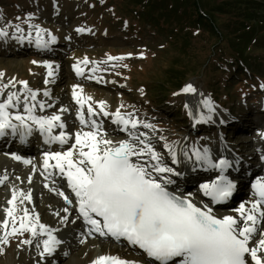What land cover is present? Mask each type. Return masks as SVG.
I'll return each instance as SVG.
<instances>
[{"label": "rangeland", "instance_id": "1", "mask_svg": "<svg viewBox=\"0 0 264 264\" xmlns=\"http://www.w3.org/2000/svg\"><path fill=\"white\" fill-rule=\"evenodd\" d=\"M116 2L126 7L125 9H135V15H142L139 23L144 41L137 40V36L126 37L130 35L127 28L119 30L118 24H113L109 0H0V31L8 33L7 36H0V73H3L0 76V90H3L0 98L4 100L7 94L20 90L23 93L20 97L28 98L25 105L29 107L42 97L59 102L60 105L55 110H50L49 114L63 115L64 112L65 116L60 118V122L65 125V133L72 138L83 131L80 129L81 124L76 119H72L71 115L78 116L80 112L88 115L89 106L95 113L92 115V120L99 125L98 134L103 132L110 135L116 130L120 131L121 136L130 130L137 135L144 133L146 136H142V139L162 141L174 148L182 147V151H186L189 156H193V149H199L202 153L204 149L215 151L216 148H221L218 142L220 136L227 137L224 141L227 146L236 145L244 136L248 138L250 132L239 138L235 136L238 133L239 123L235 122L236 119L231 111L235 112L234 115L243 112L244 121L248 118L244 108L248 110L264 108V87H262L264 82L260 80L264 78V0H187L185 4L177 3L178 12L171 9L172 0H116ZM195 2L196 7H191ZM162 3L168 5L167 9ZM121 14L129 15L123 12ZM143 14L146 15V21ZM191 14H200L204 24H196ZM150 20L153 24L158 22L159 26L155 25L163 31L157 33L148 23ZM17 26L23 31H17ZM38 29L41 30L43 39H49L51 36L57 39L55 43H48L44 47L43 51L48 57L34 58L32 54L29 55L33 48L26 45L31 44L23 43L19 47V43L14 45L8 42V40L13 41L14 38L22 42L32 41ZM78 29L83 31H77ZM95 33L101 37L96 38ZM211 33L221 36V42ZM233 34L241 38L246 36L248 38L244 43L246 45L238 46L236 38L232 37ZM160 45L162 49H159ZM53 47L62 48L64 53L61 56L58 54L59 57L50 58L51 53L54 52ZM182 48H185V51ZM229 54L234 58H227ZM109 57H122L126 69L129 70L124 73L125 77H122L118 70L121 64L117 61L121 59H109ZM61 59L67 61L66 65L61 64ZM85 60L88 61L87 64L83 63ZM76 61L82 63L80 67L83 70L82 75H78L75 71L74 66H78L74 64ZM53 62L59 64L55 72L56 77H46L49 72L46 65L52 66ZM246 67L253 69V71H244L246 80L250 81L239 82V71H243ZM174 71L181 72L176 86L169 82L174 76L172 73ZM125 78H128L131 87L141 89L145 93L147 97L145 101L140 92L129 94L131 89L124 81ZM46 80L52 81H49V84L56 82L59 85L46 88ZM21 81L27 82V86L32 87L31 90L36 93L35 101L31 100V93L28 92L30 88L25 89ZM64 82L66 85H62ZM184 82L187 83L185 87L192 85L196 89V92L192 93L198 104L197 115L194 117L196 126H193L192 120L186 117L188 112L184 91L172 92ZM234 83L241 85L237 86ZM7 84L9 87L3 88V85ZM74 87L78 95L91 97L84 102L83 108L71 95ZM240 90L241 92L252 90L253 95L247 94L245 95L247 98L240 101L241 97L233 96ZM46 91L47 96L44 95ZM260 93L262 95H259ZM108 98H112V102H109ZM205 99L211 101L212 111L201 103ZM150 100L156 105L155 107L150 108L145 103ZM100 102H104L103 111ZM70 106H74L75 110L71 111ZM14 109L10 108L8 111L13 112ZM34 110L42 111L39 107ZM117 111L126 118L131 114V119L140 122L137 128L131 129L130 125L128 130L116 127L113 121L116 119ZM73 112H76L75 115ZM105 112L108 115H105ZM262 113L263 110L254 114V122H260L261 133L264 134ZM25 114L27 113L24 111ZM201 116L206 122L197 123ZM209 116L211 119H208ZM215 123L217 126L215 129L208 126ZM144 124H150L152 127L145 128ZM119 125L124 128L123 124ZM86 129L85 132L96 130L92 126ZM259 134V132L251 134L248 138L249 144L243 148L264 149V139ZM151 145L155 150H159L157 146H163L154 142ZM65 147L64 152L72 148L70 142H67ZM73 152L76 154L74 157H77V150ZM1 154L4 153H0V156ZM240 157L235 156V158ZM35 163L37 164V161ZM3 164L0 162V175L12 172V169L4 167ZM201 177L203 175L196 177L199 179L198 184L201 183ZM16 188L24 193L29 189L19 182L17 184L9 182L7 187L0 190V209L5 203V197L9 196V190ZM198 188L200 187L190 189L191 193L198 192ZM57 191L58 189H53L41 196H39L41 193L36 191L32 195L31 202L24 204L23 207L15 200L10 207L15 208L16 216L15 225L10 218L11 229L13 226L19 229L20 219L27 209L28 217H39V224L48 227L49 230L56 229L60 225L65 228V234L75 238L72 242L75 249L66 247L69 245L67 240L59 241V246L66 247L63 252L65 255L60 259L59 264H71L74 260H80V264H88L96 255L112 249L117 250L129 263L135 259L141 264H148L140 257L141 253H132L120 244L115 245L108 240L99 241L93 237L88 240L79 239L78 225L69 230V226L75 224V214L59 213L57 216L52 210L55 208L60 211L65 206L60 200L61 196L55 195ZM239 192L245 193L243 201H248V191L240 187ZM15 195L17 199L19 195ZM8 200L12 198L8 197ZM210 201V199L204 200V202ZM227 202L228 205L225 206L237 207L235 201ZM6 208L10 209L7 206ZM68 216H71L70 224L59 220ZM30 221L35 222L32 218ZM2 222L0 210V227L3 225ZM261 226H264V222ZM4 238L5 232L0 231V241ZM46 239L37 235L34 240L31 232L27 231L8 235L7 243L0 242V264H49V261L52 262L53 259L60 257L62 249L58 248L57 252H53L55 256L47 253L41 255L44 252L43 241ZM25 240H31V243H24ZM93 251L98 253L93 255Z\"/></svg>", "mask_w": 264, "mask_h": 264}, {"label": "snow or ice", "instance_id": "2", "mask_svg": "<svg viewBox=\"0 0 264 264\" xmlns=\"http://www.w3.org/2000/svg\"><path fill=\"white\" fill-rule=\"evenodd\" d=\"M38 27V26H37ZM17 31H23L17 26ZM77 31H83L78 29ZM37 30V46L46 47L48 43H54L55 36H51L50 41H44ZM8 33L0 31V36H7ZM23 39V37H20ZM109 59H122V57H109ZM35 63V61L33 62ZM83 63L87 64L85 60ZM50 70L48 76H52L51 65H46ZM77 74L82 75L83 70L78 66ZM3 73H0L2 76ZM28 89L27 82L21 81ZM45 83H48L46 80ZM8 85H3L7 88ZM78 87V86H76ZM264 87V85H262ZM82 92V89L80 90ZM184 92L195 93L196 89L188 85ZM31 93V100H36V93L28 89ZM2 94V90H0ZM44 95H48L46 91ZM73 98L76 103L83 108L84 102L91 97L78 95L76 88L73 89ZM27 99V97H25ZM21 97L13 92L7 94L6 99L0 101V137L7 134L6 130H11V134H19L23 139L33 131L32 124L38 125L39 131L48 133L46 143L54 141L61 145L67 143L68 136L61 132L58 136H52L53 127L64 128L60 121V116L37 117L33 114L36 105L31 107L25 105V115L13 116L8 109L19 105ZM201 103L212 111V104L209 99ZM104 102H100L103 111ZM41 110L45 105L39 103ZM88 114L94 115L91 106L87 109ZM108 115L107 112L104 113ZM115 124H123L124 130L136 129L139 121L131 119V114L126 118L119 111L115 113ZM78 119L82 125L88 124L84 118V113H78ZM208 119H211L209 116ZM13 120L18 123H13ZM28 121L32 123L29 124ZM206 122L203 116L196 121ZM92 128L96 131L77 133L75 144L66 152L46 153L44 167L49 165V160H55V168H58L62 175L67 177L68 187L74 193L79 215L91 226L89 233L98 232L101 236H111L117 240L124 238L131 245L138 246L148 257L157 261L158 264H264V230H259V238L255 239L258 232L257 225L264 222V181L257 180L253 185L254 195L258 199L254 200L250 209H246L244 204L235 209L239 217L224 215L218 217L213 214V209L208 204L197 206L187 196L177 195L170 192L167 185L174 183L172 175H180L173 168L162 163V157L155 151L153 146L146 139L144 133L139 135L130 132L129 140H121L114 143L110 139L100 136L98 139L99 125L95 120L90 121ZM145 128L152 125L144 124ZM264 135V134H262ZM78 146V149H77ZM169 150L172 162L177 163L174 149L164 145ZM73 149H77L78 158ZM87 149V151L85 150ZM184 155L189 160L191 156L185 151ZM192 155L195 162L208 164L213 168L223 169L229 166L227 160H220L218 164H213L209 157V150L193 149ZM136 159H133V158ZM15 159H20L16 156ZM29 163V161H25ZM170 174V175H165ZM6 179V177H5ZM3 181L0 180V183ZM235 184L223 174L217 181L205 183L200 186L203 196L209 197L213 204H222L229 200L235 190ZM64 197L68 204H72L64 193H58ZM24 199L31 200V195H24ZM16 200L8 201L12 204ZM63 211L67 212L65 208ZM7 215L12 218L15 225V208L6 209ZM99 217L101 219H96ZM39 217H35V222L28 219V210H24V216L20 219V227L15 226L12 232H5V238L0 241L7 243L8 235H15L17 232H31L33 237L40 233L47 232L48 239L43 241L44 252L51 253L54 245L59 241L47 230L44 225L39 224ZM3 227L7 229L8 221H3ZM24 243H31L25 240ZM250 258V259H249ZM94 264H129V262L116 256H100Z\"/></svg>", "mask_w": 264, "mask_h": 264}, {"label": "bare ground", "instance_id": "3", "mask_svg": "<svg viewBox=\"0 0 264 264\" xmlns=\"http://www.w3.org/2000/svg\"><path fill=\"white\" fill-rule=\"evenodd\" d=\"M95 36H96V38H100L101 36H99L97 33H95ZM36 40H37V37H35V38H33V40L32 41H24V42H22L21 40H19V39H13V41L12 40H8V42H10V43H13L14 45H16L17 43H19L20 45H19V47H21L22 45L21 44H31V45H26V46H31L32 48H34L35 50H38V52H41V54H45V52H42L43 51V47L44 46H40V47H38L37 46V43H36ZM51 40V38H49V39H46V40H44V41H50ZM51 43V42H50ZM53 51H56L53 55H52V57L53 56H58V53H57V51H61L62 49L61 48H53L52 49ZM23 55V54H22ZM64 63H66V61L65 60H62V64H64ZM52 64H54V67H52L51 68V70H52V72H53V76L55 75V69H56V65L58 66V64H56V63H52ZM79 67V66H78ZM120 71H124V67H120V69H119ZM129 71V70H128ZM125 72H127V71H125ZM15 78H16V76H15ZM50 82H52L51 80H50ZM65 85H66V83H64ZM8 85V84H7ZM52 84H47V88L48 87H50ZM35 86H37V84H35ZM52 86H57V84H55V85H52ZM9 87V86H8ZM28 88H32L31 86H28ZM15 93H17L19 96H21L23 93L20 91V90H16L15 91ZM72 95H73V92H72ZM195 96L191 93V92H185V98H186V101H185V104H186V107H187V110L189 111V113L190 114H193V115H197V110H198V104H197V102H196V98H194ZM108 100H109V102H112L111 100H113L112 98H108ZM0 101H3L1 98H0ZM27 101H28V98L27 99H25V97L24 98H22L21 97V102H22V105H24V108H25V104H27ZM49 101H51V99H49L48 97L46 98H44V97H42V99H41V101L39 102V103H43L44 105H45V107H44V109H46L47 107L49 108V106H51L52 104H51V102H49ZM39 103H37V104H35L36 105V107H39ZM57 104H59L60 105V103L58 102ZM31 105V104H30ZM32 106V105H31ZM24 108H17L18 109V113L17 114H19V115H24ZM40 108V107H39ZM10 109V108H9ZM245 112H248V111H245ZM10 113H12V112H10ZM33 114L34 115H36L37 117H38V115L35 113V112H33ZM264 115V109H263V113H262V116ZM25 116H27V114H25ZM249 116L250 115H248V118H249ZM45 117H51V116H45ZM196 117V116H195ZM248 118L247 119H245V120H247L248 121ZM13 122H17V121H13ZM235 122H237V123H239L238 122V120H236ZM28 123L29 124H31L32 122L31 121H28ZM59 123H60V121H59ZM58 123V124H59ZM116 126H119L120 127V125L119 124H116ZM36 127H38V125H35V124H32V128L33 129H35ZM59 131H57L58 133H61V132H64L65 133V131H66V129L65 128H59L58 129ZM130 133V132H129ZM120 135V133L118 132H114V134H113V136H106V135H104V134H98V139L100 138V136H103L105 139H110V140H112L114 143H116V142H119V141H121V140H129L130 139V135L129 134H127V135H125L124 137H121V136H119ZM72 140V141H71ZM67 142H70V146H72V145H74L75 144V138H72V137H68V141ZM67 143H65V144H63V147H57V146H59V145H61L59 142H56V143H54V144H50V143H44V144H41V143H36V146L37 147H48V148H51V150H53L54 152H63L65 149H66V147H65V145H66ZM242 144L243 145H245V143L244 142H242ZM78 147V146H77ZM174 149V151H175V153H176V159H177V163H175L176 164V167H178V168H181L182 170H184V169H188V167L187 166H183V164H182V162H184V160L185 161H189V159L185 156V155H183V153H182V151H180V149H176V148H173ZM86 151H87V149H85ZM218 148H216V150L213 152V153H209V157H210V159L211 160H213V159H215V158H217V157H215V156H218V155H220V154H218ZM1 153H4V152H1ZM219 153H221V151H219ZM168 156H169V158L172 160V158H171V156L169 155V152H168ZM76 158H78V156L77 157H74V159H76ZM218 158H225V156L224 155H222V156H219ZM133 159H136L135 157L133 158ZM43 160V159H42ZM42 160H41V163H40V166H42ZM8 161V158H6L5 156H0V162H2V163H6ZM50 161V164L53 166L52 167V169H54V170H57L55 167H54V165L56 164V161L55 160H49ZM38 170L39 171H41L40 170V167L38 168ZM249 172H251V173H258L259 171H256L255 169H253V168H251L250 169V171ZM221 175H218V176H212L211 178H209L208 180H207V183H212V182H214V181H217L218 180V178L220 177ZM252 178H253V174H251L250 175ZM261 176H263V174L261 175ZM0 180H3L2 178H0ZM262 181H264V178L263 179H261ZM254 182V181H253ZM16 190H17V188H16ZM18 190H20V189H18ZM64 193V194H67L68 193V195L70 196V199L72 200V204H68L65 208H67L68 209V211L66 212V213H74L75 215H77V217H78V215H79V211H78V204H77V201H76V198H75V195H74V193H72V191H71V189L68 187L67 189H64V188H59L58 187V191H57V193ZM249 199H248V201L246 202V203H243L242 202V200L243 199H241V198H237V199H235V201H237L238 202V207H236V208H230V210H229V212H223V211H225V209H227V208H216V207H212V202L210 201V202H204V200L207 198V197H205V196H203V194H200V195H198L194 200H193V202L194 203H196L197 204V206H203V204H208L210 207H212V209H213V214L214 215H216V216H218V217H223L224 215H233V216H236V217H239V213L238 212H236L235 211V209H237V208H239V206L241 205V204H244L245 205V208L246 209H250L251 208V206H252V203H253V201L254 200H256V199H258V197H256L255 195H254V191L252 192V193H249ZM5 206H6V202L5 203H3ZM33 216V215H32ZM34 219L35 220V217H28V219L30 220V219ZM11 220V219H10ZM10 220L8 221V223L10 222ZM10 224V223H9ZM77 224H81V220L80 219H77ZM260 224H262V223H259L258 225H257V227L259 228V227H261V225ZM11 225H12V223H11ZM9 227H7V229H8ZM6 229V230H7ZM73 228L72 227H70V230H72ZM4 230V228L3 227H1L0 228V231H3ZM38 230H39V228H37V232H38ZM48 230V229H47ZM259 230H264V226L263 227H261ZM259 230H258V232L255 234V239H258L259 238ZM51 231V234H54L55 235V237H56V239L59 241V240H61L62 239V237H64V234H63V232L65 231L63 228H57L56 229V231L55 230H50ZM44 233H46V232H44ZM47 235V234H46ZM47 237H48V235H47ZM69 239H72V241H74V237L72 238V237H69ZM124 241H125V243H127V244H130L127 240H125L124 239ZM55 246V245H54ZM56 246L58 247V244H56ZM137 247V246H136ZM135 246L134 247H132V248H129V249H132V251H134V252H137V248H136ZM59 249H62V247H58ZM72 248L73 249H75V247H73L72 246ZM58 250V249H57ZM64 250L65 249H62V252H64ZM94 253H93V255H95V254H97L98 253V251H93ZM116 252L114 251V250H111V251H109V252H104V253H102L101 255H99L98 257H100V256H116V257H119V258H121V259H123L122 257H120V255L119 254H115ZM89 254V253H88ZM53 256H55V253H54V255ZM61 256V255H60ZM48 257V256H47ZM98 257H96V258H92L93 260L91 261V262H89L88 264H94V261L98 258ZM141 257H142V255H141ZM62 257H58V259H56V260H52V262H50L49 261V264H54L55 262V264H59V261H60V259H61ZM144 259V258H143ZM250 259V258H249ZM124 260V259H123ZM145 260V259H144ZM79 262H81L80 260H74L71 264H80ZM127 262H129V261H127ZM129 264H139L136 260H133V261H131ZM149 264H152V263H149Z\"/></svg>", "mask_w": 264, "mask_h": 264}, {"label": "trees", "instance_id": "4", "mask_svg": "<svg viewBox=\"0 0 264 264\" xmlns=\"http://www.w3.org/2000/svg\"><path fill=\"white\" fill-rule=\"evenodd\" d=\"M109 1H110V4H111L110 5V10H112V13H113V16H112L111 19L114 21V23H117L118 25H121V26L122 25H126L127 26V30H128V32L130 34H132L134 32V30H135L134 27L136 28L138 26V27L141 28V25H140L139 21L141 19L140 16H142V15H140V16L135 15V13H136L135 9H132V10L131 9H125L126 7L121 6L119 3L116 2V0H109ZM172 1H173V3L170 6H171V9H173V11H175V12H178L179 11V7H177V5H178L177 3H181L182 2V3L185 4L187 2V0H172ZM162 5H163V7L165 9H167L166 8V7H168L167 4L162 3ZM242 5H245V4H242ZM242 5H240V6H242ZM191 7L195 8L196 7V2L193 5H191ZM255 7L258 8V6H255ZM152 9L154 10V8H152ZM121 12H123V13H129V15H122ZM184 14L186 15V13H184ZM160 15H162V14H160ZM247 15H250V14H247ZM191 16L193 17L192 19L194 20V22L196 24H198V25H201V23L204 24V19H202V17H201L200 14L199 15H193V14H191ZM143 17L145 18L144 20L146 21V15L143 14ZM148 23L151 25V27L155 31H157V33H160V32L163 31V30H160L159 29L158 22L155 23L158 26L155 25V24H153L152 23V20L148 21ZM211 34L214 35V36H216L217 38H219V41L221 42V40H222L221 36H218V34H215V33H211ZM232 37H235L236 38L235 40H236V42H237L236 44L238 46H240V45L245 46L246 45V44H244L245 42H247V39H248L246 36H245V38H241V37H237L235 34H233ZM232 45H234V44H232ZM158 47H159V49H162V45H160ZM182 49H183V51H185V48H182ZM239 51H241V50H239ZM229 55L230 56L227 57V58H230V59H233L234 58L232 56V54H229ZM177 61H179V60H177ZM172 73H173L174 76L170 78V81L169 82L171 84H174V86H176L175 84H177V82L179 80L178 79V76L181 75V72L174 71ZM238 75H240V78L241 79H243L245 77V74H243L242 70L239 71V74ZM262 82H264V81H262ZM184 83H182V84H184ZM182 84H180V86H178V88L175 89V90H179L180 88H182V86H183ZM239 85L240 84H238V86Z\"/></svg>", "mask_w": 264, "mask_h": 264}]
</instances>
